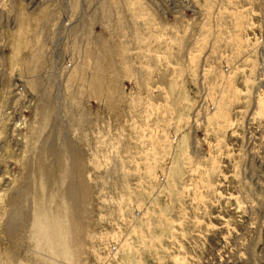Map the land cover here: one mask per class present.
Segmentation results:
<instances>
[{"label":"rangeland","instance_id":"1","mask_svg":"<svg viewBox=\"0 0 264 264\" xmlns=\"http://www.w3.org/2000/svg\"><path fill=\"white\" fill-rule=\"evenodd\" d=\"M0 264H264V0H0Z\"/></svg>","mask_w":264,"mask_h":264},{"label":"bare ground","instance_id":"2","mask_svg":"<svg viewBox=\"0 0 264 264\" xmlns=\"http://www.w3.org/2000/svg\"><path fill=\"white\" fill-rule=\"evenodd\" d=\"M13 205V204H12ZM21 207V206H20ZM14 211V210H13ZM16 212V210L14 211V213ZM12 214V213H11ZM23 217H24V215H23V213H16V214H13V216H12V218H10V219H13L14 221H16V222H19L17 225H16V223L14 222H9L8 224H7V226H6V229L9 231V233H11V232H13V231H15V230H19L20 228H22V227H24V223L25 222H23ZM13 220H11V221H13ZM18 220V221H17ZM25 220V219H24ZM10 223H13L14 224V226H12ZM34 224V223H33ZM24 230H25V228H23ZM15 234V233H14ZM11 235V234H10ZM12 236V235H11ZM39 235H37L36 234V237H38ZM13 237V236H12ZM15 237V236H14ZM13 237V238H14ZM19 239V238H18ZM15 240V239H14ZM22 239L20 238L19 239V242L21 241ZM16 242V241H15ZM18 242V241H17Z\"/></svg>","mask_w":264,"mask_h":264}]
</instances>
